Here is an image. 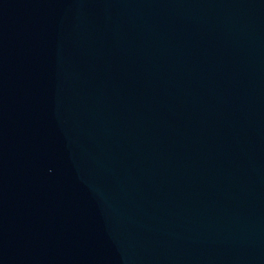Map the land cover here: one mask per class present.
<instances>
[{"label": "water", "instance_id": "water-1", "mask_svg": "<svg viewBox=\"0 0 264 264\" xmlns=\"http://www.w3.org/2000/svg\"><path fill=\"white\" fill-rule=\"evenodd\" d=\"M0 264H264V0H0Z\"/></svg>", "mask_w": 264, "mask_h": 264}]
</instances>
